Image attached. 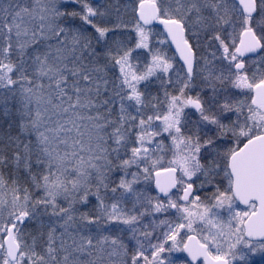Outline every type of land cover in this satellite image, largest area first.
<instances>
[{"label": "snow or ice", "instance_id": "snow-or-ice-1", "mask_svg": "<svg viewBox=\"0 0 264 264\" xmlns=\"http://www.w3.org/2000/svg\"><path fill=\"white\" fill-rule=\"evenodd\" d=\"M0 264H264V0H0Z\"/></svg>", "mask_w": 264, "mask_h": 264}]
</instances>
